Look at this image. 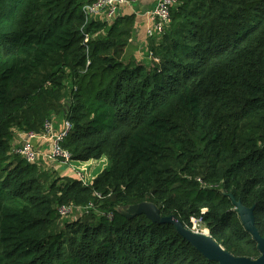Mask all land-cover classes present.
I'll return each mask as SVG.
<instances>
[{"label":"trees","instance_id":"16d2710c","mask_svg":"<svg viewBox=\"0 0 264 264\" xmlns=\"http://www.w3.org/2000/svg\"><path fill=\"white\" fill-rule=\"evenodd\" d=\"M89 2L0 0V264H217L119 212L143 202L257 258L228 195L264 238V0H175L146 62L124 59L136 14L88 19ZM52 118L72 125V160H107L90 186L11 155ZM89 202L112 218L58 214Z\"/></svg>","mask_w":264,"mask_h":264},{"label":"built area","instance_id":"2783aa9c","mask_svg":"<svg viewBox=\"0 0 264 264\" xmlns=\"http://www.w3.org/2000/svg\"><path fill=\"white\" fill-rule=\"evenodd\" d=\"M129 0H91L85 4L83 12L88 19L97 20L104 23H112L121 16V10L129 5ZM175 4V0H156L153 5L142 12L134 13L143 20V31L145 38H155L161 36L171 23L170 10ZM72 130V125L65 119L62 121L56 118L45 120L41 132H17L12 140L10 153L32 165H50L72 168L74 177L83 186H90L94 178L86 168L74 167L75 164L84 162L74 161L62 144ZM83 166V165H82ZM84 167V166H83ZM97 199L101 196L95 194ZM95 205L89 202L84 206L67 205L58 209V214L62 220L68 219L71 215L81 217L94 210ZM107 219L112 218V214H105ZM192 228H201L199 220H191ZM204 229V228H203ZM206 230V229H205ZM194 231V230H193ZM207 231V230H206ZM198 232V231H197ZM208 232V231H207Z\"/></svg>","mask_w":264,"mask_h":264},{"label":"water","instance_id":"95a60500","mask_svg":"<svg viewBox=\"0 0 264 264\" xmlns=\"http://www.w3.org/2000/svg\"><path fill=\"white\" fill-rule=\"evenodd\" d=\"M155 1L156 0H142L143 3L149 5H152ZM228 198L234 207V211L241 225L256 242L259 256L255 259L233 256L224 250L209 234L193 231L185 227L174 216L162 217L158 208L152 203L143 202L131 205L119 209V212L126 218L143 215L152 223L158 225H171L182 239L186 240L208 261L217 264H264V238L261 237L255 227L254 206L250 208L243 206L241 202L237 201L231 194L228 195Z\"/></svg>","mask_w":264,"mask_h":264},{"label":"rangeland","instance_id":"374dc122","mask_svg":"<svg viewBox=\"0 0 264 264\" xmlns=\"http://www.w3.org/2000/svg\"><path fill=\"white\" fill-rule=\"evenodd\" d=\"M137 3H134V2H131L129 5H126L123 7V10H121V13H124V14H129V13H134L135 11L139 14L140 13V6L138 5L139 2H142V0H138L136 1ZM133 11V12H131ZM144 41L142 42H138L136 44H133V42H131L130 46L128 47V51L127 53H129V55H126V57L128 58L129 56H131V58H134L136 61H144L146 62V43ZM125 57V59H126ZM129 59V58H128ZM126 59V60H128ZM75 166L74 167H81V168H86V170L88 171V173L91 174V176L93 178H95L96 176H98L104 169H106V167L108 166V162L107 160L103 157L97 161H93V160H89L87 162H84L82 164H75L73 163ZM84 167H83V166ZM63 168V167H62ZM66 170L62 169V173H61V176L62 177H65V178H72L73 176H75L74 174V171L72 168H65ZM96 213L98 215H104L105 213L102 212L98 206H95L94 207ZM78 217L75 215H71L68 219V221L70 222H73L75 220H77ZM191 230H194V231H198V232H203V233H206L208 234V232L203 229L202 227L200 228H197L195 229L194 227L190 228Z\"/></svg>","mask_w":264,"mask_h":264},{"label":"crops","instance_id":"0c3cea01","mask_svg":"<svg viewBox=\"0 0 264 264\" xmlns=\"http://www.w3.org/2000/svg\"><path fill=\"white\" fill-rule=\"evenodd\" d=\"M138 5L140 6V9H141L140 12H142L144 10L149 9L153 4L152 5H149V4H146V3H143V2L142 3L139 2ZM131 12H133V11H131ZM134 13H137V12L135 11ZM122 15H125V14L124 13H121V16ZM143 32H144L143 31V20H142V18H140L139 16H137V20H136V24H135V28H134V33H133V36H132V38H131V40L129 42L128 47L130 46L131 42H133V44H136L138 42L144 41L145 40L144 39L145 37H144V33ZM128 47H127V50H126L124 59H125L126 55H129V53H127ZM128 58H131V56H129ZM128 58L126 57V59H128ZM57 120L62 121V118L57 119ZM54 167L56 168V170H58L59 174L62 173V171H61L62 169L66 170L64 167L62 168L61 166H58V165H55Z\"/></svg>","mask_w":264,"mask_h":264}]
</instances>
